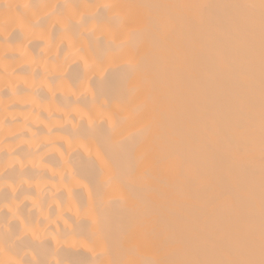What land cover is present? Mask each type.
I'll use <instances>...</instances> for the list:
<instances>
[{
  "label": "bare ground",
  "instance_id": "6f19581e",
  "mask_svg": "<svg viewBox=\"0 0 264 264\" xmlns=\"http://www.w3.org/2000/svg\"><path fill=\"white\" fill-rule=\"evenodd\" d=\"M0 264H264V0H0Z\"/></svg>",
  "mask_w": 264,
  "mask_h": 264
}]
</instances>
